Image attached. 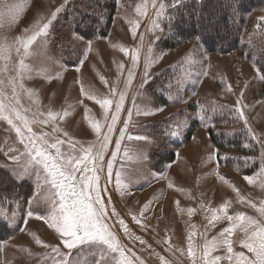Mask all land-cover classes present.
<instances>
[{"label": "rangeland", "instance_id": "374dc122", "mask_svg": "<svg viewBox=\"0 0 264 264\" xmlns=\"http://www.w3.org/2000/svg\"><path fill=\"white\" fill-rule=\"evenodd\" d=\"M183 1L0 0V264H264V5Z\"/></svg>", "mask_w": 264, "mask_h": 264}, {"label": "trees", "instance_id": "16d2710c", "mask_svg": "<svg viewBox=\"0 0 264 264\" xmlns=\"http://www.w3.org/2000/svg\"><path fill=\"white\" fill-rule=\"evenodd\" d=\"M233 3V8L235 11L243 13L246 8H250L252 6H262L264 5V0H230ZM218 4L219 6H223L221 10H219V14L221 20L219 23H215L213 26L212 19L213 13L216 11L214 5ZM183 1L175 12L177 11V16L174 17L175 23V33L172 35L173 41L176 39H190L197 36L202 38V41L207 46L210 51L213 52H228L234 50H244L249 49L248 43L249 41L246 40V43L243 42V34H242V25H243V18L242 17H233L229 18V14L231 13L230 3L223 0H207L205 4L207 6L199 8L197 5L187 4ZM245 8L244 10L241 11ZM247 10V9H246ZM114 7L112 8L109 24L113 18L114 14ZM222 14V15H221ZM205 16V17H204ZM224 25L223 28H220V25ZM211 27H214V33L211 32ZM85 36L92 37L93 34H89L88 32H83ZM89 34V35H88ZM106 32H101V35H105ZM244 44L242 47L240 46ZM253 51H256V47L254 46ZM263 52V51H262ZM260 53V52H259ZM259 60L264 61V56L259 55ZM264 66V63L261 64Z\"/></svg>", "mask_w": 264, "mask_h": 264}]
</instances>
